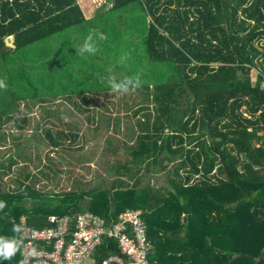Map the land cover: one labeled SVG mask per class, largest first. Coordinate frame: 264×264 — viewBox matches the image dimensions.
Returning <instances> with one entry per match:
<instances>
[{
  "label": "trees",
  "instance_id": "16d2710c",
  "mask_svg": "<svg viewBox=\"0 0 264 264\" xmlns=\"http://www.w3.org/2000/svg\"><path fill=\"white\" fill-rule=\"evenodd\" d=\"M89 36L96 51L80 54ZM126 78L139 83L112 90ZM66 105L95 130L111 127L113 156L54 190L77 125L39 128L61 121ZM7 139L0 237L20 245L0 264H22L21 221L42 229L49 216L90 211L109 222L135 209L149 264H264V0H102L89 16L78 0H0ZM111 253L117 242L103 237L93 264Z\"/></svg>",
  "mask_w": 264,
  "mask_h": 264
},
{
  "label": "built area",
  "instance_id": "2783aa9c",
  "mask_svg": "<svg viewBox=\"0 0 264 264\" xmlns=\"http://www.w3.org/2000/svg\"><path fill=\"white\" fill-rule=\"evenodd\" d=\"M50 226L32 228L21 221L22 264H93L103 237L117 242L120 254H108L101 264H149L145 223L140 210H127L107 222L90 211L49 216ZM37 242H41L39 247ZM50 246V248H47Z\"/></svg>",
  "mask_w": 264,
  "mask_h": 264
},
{
  "label": "rangeland",
  "instance_id": "374dc122",
  "mask_svg": "<svg viewBox=\"0 0 264 264\" xmlns=\"http://www.w3.org/2000/svg\"><path fill=\"white\" fill-rule=\"evenodd\" d=\"M78 1L80 2L81 7L86 16H89L91 12L93 11V9L96 7V5L102 2V0H78ZM9 38L10 37L6 39L10 41ZM256 72L257 70L255 68H252L250 70V75H251L252 80H254L256 76ZM106 98H112L116 103L115 106L118 105V102H121L119 96H116V95H109L108 97H105L104 99ZM60 108H63L65 109L64 111H66V112L61 113V118H60L61 121L54 120L56 122L54 125H50L49 123H46L45 125L42 124L41 128H39V132H42V127H50L52 131L66 130L67 126L65 123L75 122V124L77 125V133L79 135L78 137L79 144L72 145L71 149L68 148V145H66L65 147L68 148L67 151H61V150L59 151L61 156H64L66 158L65 162L67 163L69 162V165H64L65 163L56 164V166L58 168H61L62 170L57 175V178H60V181L57 182V187L54 186V181H52L53 185L50 184L51 185L50 187L53 188L54 190H60V189L65 188L66 186H69L68 185L70 181V178H68L69 176L73 177V176L83 175L84 179H89L93 175H95L96 172L98 173L103 172V168L105 167L106 162L109 159L107 157L109 156V154L113 156L111 152L109 153L105 151L106 147H105V140H104L107 135L112 134L111 127L107 128L103 125L95 130L94 124L88 122V120L86 119L85 117L86 114L79 112L74 107L70 108L69 105H66L64 107L61 106ZM114 113L116 112L112 110L111 114H114ZM32 114H35V116H38L37 109H33ZM2 128L5 131H8L7 130L8 128H6V126H3ZM74 129H75L74 131H76V128ZM25 132L27 133L29 131L25 129ZM121 135L122 134H119L117 136L121 138L123 137ZM10 143L11 141L9 139H7L5 143H0L1 144L0 154L5 151L6 147L9 146ZM68 151H70L69 153H73L74 156H78V158L83 159V161L77 163L74 158L66 154V152ZM50 155L54 157L56 156L55 152H51ZM7 178L8 177H5V179Z\"/></svg>",
  "mask_w": 264,
  "mask_h": 264
},
{
  "label": "clouds",
  "instance_id": "9594fccd",
  "mask_svg": "<svg viewBox=\"0 0 264 264\" xmlns=\"http://www.w3.org/2000/svg\"><path fill=\"white\" fill-rule=\"evenodd\" d=\"M103 39V36H100ZM96 51L95 41L92 40L91 36L85 39L79 48L80 54H92ZM113 91L127 92L130 87H135L139 81L133 79H123L120 81H109ZM0 207H3V203L0 202ZM19 227L17 225L12 226V231L17 232ZM20 245V241L16 239H5L0 237V260H6L10 258L17 250Z\"/></svg>",
  "mask_w": 264,
  "mask_h": 264
},
{
  "label": "water",
  "instance_id": "95a60500",
  "mask_svg": "<svg viewBox=\"0 0 264 264\" xmlns=\"http://www.w3.org/2000/svg\"><path fill=\"white\" fill-rule=\"evenodd\" d=\"M9 39H10V41H8L7 39H5V44L6 45H9V46H12V42H11L12 41V37L10 36Z\"/></svg>",
  "mask_w": 264,
  "mask_h": 264
}]
</instances>
